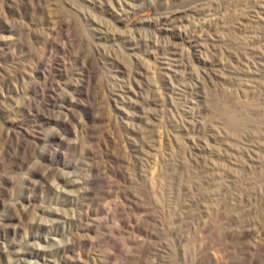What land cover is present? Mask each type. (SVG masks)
<instances>
[{
    "label": "rangeland",
    "instance_id": "1",
    "mask_svg": "<svg viewBox=\"0 0 264 264\" xmlns=\"http://www.w3.org/2000/svg\"><path fill=\"white\" fill-rule=\"evenodd\" d=\"M0 264H264V0H0Z\"/></svg>",
    "mask_w": 264,
    "mask_h": 264
}]
</instances>
